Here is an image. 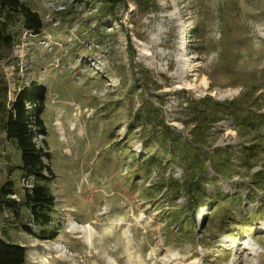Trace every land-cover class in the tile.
Segmentation results:
<instances>
[{
    "label": "rangeland",
    "instance_id": "rangeland-1",
    "mask_svg": "<svg viewBox=\"0 0 264 264\" xmlns=\"http://www.w3.org/2000/svg\"><path fill=\"white\" fill-rule=\"evenodd\" d=\"M21 1L44 28L0 48V103L46 87L55 205L33 223L0 124V237L26 264H264V0Z\"/></svg>",
    "mask_w": 264,
    "mask_h": 264
},
{
    "label": "trees",
    "instance_id": "trees-1",
    "mask_svg": "<svg viewBox=\"0 0 264 264\" xmlns=\"http://www.w3.org/2000/svg\"><path fill=\"white\" fill-rule=\"evenodd\" d=\"M38 36L44 25L36 11L21 0H0V48L11 49L15 43V26ZM47 89L36 82L22 88L8 104L0 103V124L6 139L20 154L23 176L31 186L25 187L22 204L33 218V223L45 226L52 222L51 211L55 198L50 190L53 171L45 163L49 154L36 142L37 132H43L42 113L45 109ZM14 193L11 183L0 189V210H16L15 202L6 199ZM27 233H32L24 226ZM54 236V235H52ZM0 264H26L25 247L0 237Z\"/></svg>",
    "mask_w": 264,
    "mask_h": 264
},
{
    "label": "bare ground",
    "instance_id": "bare-ground-1",
    "mask_svg": "<svg viewBox=\"0 0 264 264\" xmlns=\"http://www.w3.org/2000/svg\"><path fill=\"white\" fill-rule=\"evenodd\" d=\"M203 82H204V84H206V80H205V79H203ZM203 217H204V216H202L201 219H202Z\"/></svg>",
    "mask_w": 264,
    "mask_h": 264
}]
</instances>
